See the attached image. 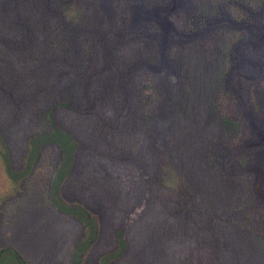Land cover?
I'll return each mask as SVG.
<instances>
[{
	"label": "trees",
	"instance_id": "obj_1",
	"mask_svg": "<svg viewBox=\"0 0 264 264\" xmlns=\"http://www.w3.org/2000/svg\"><path fill=\"white\" fill-rule=\"evenodd\" d=\"M120 1L126 6L129 4L128 0ZM131 1L136 3L139 0ZM165 1L154 5L163 8ZM29 2L31 4L27 6L32 16L15 20L17 40H13L9 52L0 54V108L10 111L8 119L0 114V124L5 119L11 127L19 125L12 136L18 135L25 140L26 153L21 169L13 170L9 151L0 140V157L11 181L17 182L28 174L32 175L37 162L47 155L56 158L47 186V201L56 211L83 225L84 239L76 243L71 261L72 264H81L80 255L98 238V221L84 205L69 203L62 197V186L73 172L79 144L75 132L58 122L57 113L80 105L89 93L87 86L92 84L94 95L104 99L105 104L113 103L107 108H126V113L131 115L134 103L132 106L128 90L136 87L141 71L155 74L156 35L152 34H158L161 26L151 22L153 24L142 27L128 39L125 37L128 18H116L114 11L110 32L113 26L118 33L106 37L107 50L113 59L112 68L90 80L98 60L97 37L106 35L109 30L103 32L107 26L98 0ZM181 4L176 16L184 21L173 20L171 15L168 21L176 30L192 37L169 45L165 58L169 79L161 81L157 77L152 86L151 82L143 84L157 95L159 102L154 113L147 105L138 126L152 142L151 153H155L158 159V164L152 168L153 182L168 189L170 210L179 211L183 217L189 216L201 227L205 223L211 227L219 226L217 234L224 246L215 255L219 263L224 264L239 227L246 228V223L262 220L264 214L252 204L248 206L250 199L240 206L234 205L233 190L221 178L228 176L222 161L232 147L226 137H242L247 131L248 140L251 132L243 117L232 119L237 101L226 90L230 56L245 33L243 29L229 30L224 24L217 26V23L231 19L250 24L254 17H259L264 0H182ZM262 11L259 20L264 28V9ZM36 25L44 40L42 49L37 47ZM131 41L149 42L154 63L146 59L147 51L138 57L125 56L126 45ZM0 42H4L1 35ZM157 72H162V68ZM202 82L211 90L202 89ZM246 85L247 106L264 131V52L258 75ZM112 97H115L113 102L110 101ZM117 100L120 104L114 105ZM147 100L140 97L137 108ZM204 109H207L206 113ZM121 116L118 109L109 115L112 127L120 125ZM202 119L207 125L204 132ZM101 122L104 123L102 118ZM214 130H219L217 135H212ZM254 164L264 168V145L243 150L233 160V165L238 168ZM217 234L214 233V239L212 233L211 239L216 244ZM118 236V249L110 254L111 257L124 251L122 233L119 232ZM107 261L106 256L101 262L107 264ZM0 264L28 262L18 250L5 245L0 246Z\"/></svg>",
	"mask_w": 264,
	"mask_h": 264
},
{
	"label": "rangeland",
	"instance_id": "obj_2",
	"mask_svg": "<svg viewBox=\"0 0 264 264\" xmlns=\"http://www.w3.org/2000/svg\"><path fill=\"white\" fill-rule=\"evenodd\" d=\"M128 1L126 6L120 0H98L107 26L103 32L109 30L106 35L97 37L98 60L89 79L94 80L112 68L113 59L107 50L106 37L117 36L118 33L113 26L110 32L114 11L116 18H128L125 25V37L128 39L142 27L160 24L159 33L152 34L156 35L157 62L153 64L156 71L152 75L141 71L136 87L128 90L132 106L134 103L131 115L126 113V108H107L113 103L105 104L104 99L94 95L92 84L87 86L89 93L80 105L57 113L58 122L75 132L79 144L73 172L62 186V197L69 203L84 205L98 221V238L80 255L81 264H102V258L106 256L107 264H220L215 255L224 246L217 234L219 226L211 227L205 223L201 227L189 216L183 217L179 211L170 210L168 189L153 182L152 168L158 164V159L155 153H151L152 142L146 139L145 132L138 126L147 105L154 113L159 102L157 95L143 84L151 82V85L158 78L161 81L169 79L165 61L169 45L192 37L179 32L168 21L169 15L173 20L184 21V18L176 16L182 0H166L163 8L154 5L161 0ZM27 4L31 2L0 0V35L4 41L0 42V54L9 52L13 40H17L15 20L32 16ZM263 9L264 5L259 17H254L250 24L226 19L224 23L220 20L217 26L224 24L229 30L240 28L245 33L244 39L231 51L226 90L237 101L232 119L243 117L251 132L248 140L247 131L242 137H226L232 147L222 161L228 176L221 178L233 190L234 205L240 206L250 199L248 206L252 204L264 214V168L256 164L241 168L233 165L234 158L243 150L264 145V131L247 106L245 90L246 84L258 75L264 52V28L259 20ZM121 18L118 19L119 24ZM35 28L37 47L42 49L44 40L38 32V25ZM126 49L125 56L138 57L147 51L146 59L154 63L149 42L131 41ZM156 68H162V72H157ZM202 89L211 90L205 82H202ZM139 96L148 100L137 108ZM114 100L115 97L110 99ZM116 104L119 105L120 100L115 101ZM115 109L122 114L120 119L123 120L116 128L112 127L109 117ZM0 114L8 119L10 111L0 108ZM201 122L204 132L207 125L204 119ZM18 127H11L5 119L0 124V140L9 151L13 170L21 169L26 153L25 140L18 135L12 136ZM217 131L214 130L212 135H217ZM56 163V158L47 155L37 162L32 175L28 174L17 182L11 181L0 157V246L15 248L28 264H72L76 243L84 239L83 225L75 218L56 211L47 201V186ZM119 232L122 233L124 251L111 257L110 254L118 249ZM212 233L214 239V233L217 234V244L211 240ZM235 234L236 239L232 238L230 254L224 258V264H264V216L262 220L246 223V228L239 227Z\"/></svg>",
	"mask_w": 264,
	"mask_h": 264
}]
</instances>
